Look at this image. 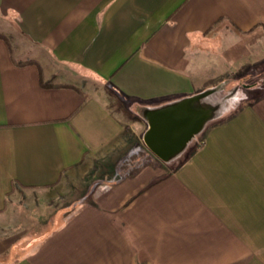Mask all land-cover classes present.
<instances>
[{
    "label": "crops",
    "instance_id": "crops-1",
    "mask_svg": "<svg viewBox=\"0 0 264 264\" xmlns=\"http://www.w3.org/2000/svg\"><path fill=\"white\" fill-rule=\"evenodd\" d=\"M256 66L264 0H0V224L76 203L0 264H264ZM178 105L163 158L145 136Z\"/></svg>",
    "mask_w": 264,
    "mask_h": 264
},
{
    "label": "rangeland",
    "instance_id": "rangeland-1",
    "mask_svg": "<svg viewBox=\"0 0 264 264\" xmlns=\"http://www.w3.org/2000/svg\"><path fill=\"white\" fill-rule=\"evenodd\" d=\"M264 67L256 66L253 67L252 72L254 74L252 76L244 77L241 85H246L254 83L258 80H264ZM263 69V70H262ZM231 76L230 81L233 83L237 80L236 74H228V78ZM263 82V81H262ZM244 83V84H242ZM247 83V84H246ZM247 87H244V89ZM247 94H252L254 92L250 91L249 88L245 89ZM229 93V90L227 91ZM224 95V94H223ZM20 207L22 208H30L26 204V199H20ZM76 206V203H73V199L69 198V196L65 195L60 198H56L50 201V204L46 206L49 209V216H39L33 215L30 217L20 216L18 225H4L0 224V244L3 241V244H8L9 247L6 251V254L3 257H15L20 255L23 251L31 245L38 236H40L44 230L48 229L50 226H54L56 223L60 222L65 218L66 213L70 212V210ZM64 208V209H63ZM59 209H63L59 214L55 215L54 213H58ZM64 212V213H63ZM65 214V215H64ZM10 221H8L9 223ZM10 224V223H9ZM27 224H31V226H27ZM33 225V226H32ZM37 225V226H35ZM2 257V255H1Z\"/></svg>",
    "mask_w": 264,
    "mask_h": 264
},
{
    "label": "water",
    "instance_id": "water-1",
    "mask_svg": "<svg viewBox=\"0 0 264 264\" xmlns=\"http://www.w3.org/2000/svg\"><path fill=\"white\" fill-rule=\"evenodd\" d=\"M182 109V106L178 105L162 109L152 115L151 128L145 136V141L163 158L176 151L189 135L188 133L184 135L187 127L179 119Z\"/></svg>",
    "mask_w": 264,
    "mask_h": 264
},
{
    "label": "trees",
    "instance_id": "trees-1",
    "mask_svg": "<svg viewBox=\"0 0 264 264\" xmlns=\"http://www.w3.org/2000/svg\"><path fill=\"white\" fill-rule=\"evenodd\" d=\"M25 62H29V63H31V62H32V63H33V62H35V61H32V60H28V61H25Z\"/></svg>",
    "mask_w": 264,
    "mask_h": 264
}]
</instances>
